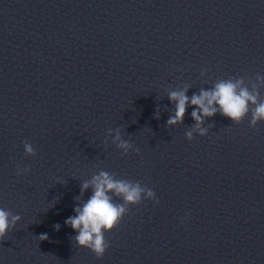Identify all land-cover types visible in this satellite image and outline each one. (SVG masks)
I'll use <instances>...</instances> for the list:
<instances>
[{"label": "water", "instance_id": "95a60500", "mask_svg": "<svg viewBox=\"0 0 264 264\" xmlns=\"http://www.w3.org/2000/svg\"><path fill=\"white\" fill-rule=\"evenodd\" d=\"M258 74L264 0H0V206L21 216L0 264H264V122L217 112L190 141L195 106L166 123L169 91L242 78L264 100ZM101 170L158 202L130 205L97 258L64 220Z\"/></svg>", "mask_w": 264, "mask_h": 264}, {"label": "clouds", "instance_id": "9594fccd", "mask_svg": "<svg viewBox=\"0 0 264 264\" xmlns=\"http://www.w3.org/2000/svg\"><path fill=\"white\" fill-rule=\"evenodd\" d=\"M204 74V71H201L200 75ZM257 81L264 82V77L258 74ZM187 91L188 86L185 85L167 93L169 101L175 105V110L166 123L169 126L183 123L186 107L195 106L190 113L195 124L185 133V138L189 141L193 139L194 132L200 136L208 133V128L203 126L204 120L217 112L234 123H239L250 114V127L264 122V100L258 99L259 92L255 85L252 91L243 86L242 78L217 79L211 87H202L198 94L193 93L190 97ZM112 141L122 154H127L130 149L138 151L128 140L122 139L119 132L112 137ZM23 148L26 155L35 154L30 142L25 141ZM28 172L29 168L26 166L16 168L17 176ZM57 182L62 181L58 179ZM90 187L92 194L73 206L74 215L66 217L64 224L73 229V240L77 246L87 248L97 258H101L109 246L104 234L118 225L129 212V206L138 205L142 200L158 202V198L153 189L142 186L139 181L117 179L112 173L104 170L81 182V194ZM114 198H119L120 202H116ZM76 199L80 200L79 197ZM54 203L51 201L49 204L53 206ZM20 220L18 213L13 214L11 210L0 206V237L5 236ZM180 222L184 223V220L181 219ZM54 227L59 230L60 224L56 223ZM39 239H47V233H41Z\"/></svg>", "mask_w": 264, "mask_h": 264}]
</instances>
